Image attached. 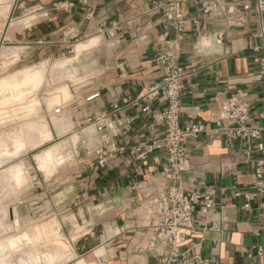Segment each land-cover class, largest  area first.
<instances>
[{"label": "crops", "instance_id": "crops-1", "mask_svg": "<svg viewBox=\"0 0 264 264\" xmlns=\"http://www.w3.org/2000/svg\"><path fill=\"white\" fill-rule=\"evenodd\" d=\"M205 1L184 5L187 23L179 34L149 0H19L18 11L37 15L26 44L33 40L56 50L67 40H98L88 50L89 59L84 57L83 86L70 105L82 120L71 130L81 137L77 169L51 178L56 188L50 197L40 194L70 244L73 264H158L148 250L156 220L148 201L162 191L166 157L158 151L143 161L134 152L163 134L153 114L166 104L145 96L160 81L154 60L166 50V41L175 39L181 44L178 63L189 71L181 121L191 118L208 126L207 133L186 145L190 161L183 185L212 193L217 207H224L209 216L205 232L187 238L182 251L196 257V264L262 263L257 256L263 243L261 200L249 197L264 162L259 146L264 140L230 143L222 130L226 124L218 119L222 101L239 92L246 93L254 121L264 113L257 19L246 3L218 0L221 9L211 15L203 10ZM64 2L74 4L72 12L54 8ZM99 118L105 119L101 130ZM260 123L264 126V120ZM68 144L61 140L59 145ZM98 150L107 156L104 168L98 166Z\"/></svg>", "mask_w": 264, "mask_h": 264}, {"label": "rangeland", "instance_id": "rangeland-1", "mask_svg": "<svg viewBox=\"0 0 264 264\" xmlns=\"http://www.w3.org/2000/svg\"><path fill=\"white\" fill-rule=\"evenodd\" d=\"M18 3L19 0H15L0 7V83L5 80L14 83L16 74L33 68H38L42 75L38 87L36 85L35 91L26 97L27 115L22 119L26 124L23 127L25 135L19 142L13 135L20 122L11 112L13 104L0 106V264H23L36 253L54 256L52 264H73L70 244L60 233L57 218L42 203L48 199H42L40 194L49 196L56 188L50 181L57 173L77 169L76 149L81 137L71 133L78 116L70 105L76 100L74 93L83 86L80 73L84 57L89 59L92 52L89 49L79 52L78 46L85 41L78 39L67 40L56 50L46 48L49 45L35 44L33 40L26 44L24 38L36 23L37 15L31 14L30 9V14L29 11H18ZM6 52L10 54L3 56ZM65 88L72 94L71 99L50 108L49 99ZM33 103L36 105L28 108ZM57 108L62 109L60 115L54 113ZM78 119L82 122L80 117ZM45 124L50 131L49 138L42 131ZM61 140H67L69 144L61 146ZM1 144H5L3 149ZM55 146L64 161L49 169L42 168L39 160ZM36 184L41 185L39 193L34 188ZM47 227H53L54 232L48 233ZM11 243H17L16 247H10ZM57 254L61 256L58 258Z\"/></svg>", "mask_w": 264, "mask_h": 264}, {"label": "built area", "instance_id": "built-area-1", "mask_svg": "<svg viewBox=\"0 0 264 264\" xmlns=\"http://www.w3.org/2000/svg\"><path fill=\"white\" fill-rule=\"evenodd\" d=\"M15 0H0V7ZM153 10L160 12L168 24L183 34L187 18L184 13V5L190 0H149ZM246 3V8L253 10L257 19L258 38L261 41L262 58L259 60L260 73L264 77V0H235ZM205 13L216 15L221 6L218 0H206L202 4ZM57 10L64 9L72 12L74 4L64 2L54 5ZM165 51L155 60L154 64L159 69L160 81L147 93L145 98L149 101L161 99L166 104L164 110L153 114L156 122L163 127L160 138L154 139L144 150L136 149L135 155L139 160H146L153 152L164 153L167 168L165 169V183L157 197L150 198L152 213L155 223L151 227L153 239L148 250L158 258V264H196V257L189 256L188 252L182 251L187 238L201 235L209 225V216L224 207H217L213 195L198 193L187 190L183 185V175L189 165V155L186 145L191 140H196L208 131V126L189 119L182 123V93L183 81L188 76L187 68L178 63L181 53L179 40L166 41ZM99 97L96 94L89 98L94 100ZM247 95L239 92L236 96L222 101L218 119L226 126L222 129L230 143L235 140L261 141L264 140V126L260 121L264 120V113L257 120L251 118L250 103ZM129 103V100H125ZM54 113L60 115L61 108ZM104 118L96 120L99 130L104 127ZM260 150L264 145L260 144ZM97 163L100 168L106 167L108 159L103 150L95 152ZM254 193L250 199H260L261 219L263 222V243L257 248V256L264 264V162L256 171L253 182ZM203 226V230L200 227Z\"/></svg>", "mask_w": 264, "mask_h": 264}, {"label": "bare ground", "instance_id": "bare-ground-1", "mask_svg": "<svg viewBox=\"0 0 264 264\" xmlns=\"http://www.w3.org/2000/svg\"><path fill=\"white\" fill-rule=\"evenodd\" d=\"M97 43H98V40H93L88 44L82 43L78 46V49H79L78 51L84 52L88 49H91L92 46L97 45ZM9 54L10 53L6 52L3 56H8ZM41 75H42V72L38 68H33L30 70H24V71L20 72L19 74H16L15 77H17V79H15L14 83H9L10 81H6V80H5V82L0 83V106H9V105L13 104L10 106V108L13 109V110H11V112L12 111L14 112V116L16 118V121H18V122L20 121L19 125H17L15 127V129H14L15 132L13 134L15 137L14 140H16V142L17 141L19 142V140H21L20 138L25 135V134H23V127L26 124L22 123V119L25 115H27V110H26L27 107H24V105L26 103V97L31 95L30 92L35 91L36 85L38 87L37 83H38V81H40L38 79H39V77L41 78ZM24 78H25V80H24ZM39 84H40V82H39ZM71 97H72V94L70 93V91L67 88H65V89L61 90L59 93L53 94L52 97L49 99L48 105L50 108H52L56 105H59V103H61L63 101H67V100L71 99ZM35 105H36V103H33L28 108H33ZM0 115L2 116V114H0ZM28 126H30V125H28ZM40 127H37V130H39ZM43 128H44V130H42V129L41 130L45 134L46 138H49L50 137V131L48 130V126L45 124L43 126ZM25 129H27V128H25ZM31 130H32V128H31ZM38 132H40V131H38ZM3 133H5V132H3ZM7 136H8V134H7ZM8 140H12V139L8 138ZM23 141H24V139H23ZM1 145H3V144H1ZM4 145H3L2 149L4 148ZM23 146H25V145H23ZM7 147H8V145H7ZM55 147L56 148H54L53 150H49L48 152H46L44 154V156L39 160V163H40L42 168L49 169L54 164H61L64 161V157L59 154L60 151L58 152V149H57L58 147L57 146H55ZM16 149H17V146H16ZM0 151H2V150H0ZM47 230L49 231L48 233L54 232L53 227H47ZM26 241L28 242L29 240H26ZM16 245H17V243H15V244L11 243L10 247L14 248V247H16ZM56 256L59 258L61 255L57 254ZM54 258L55 257L52 256L51 254L45 255V254L36 253L34 256H31L28 259V261L24 262L23 264H52L54 262ZM79 264H85V262L81 261Z\"/></svg>", "mask_w": 264, "mask_h": 264}]
</instances>
